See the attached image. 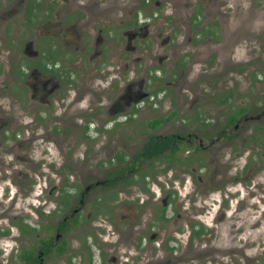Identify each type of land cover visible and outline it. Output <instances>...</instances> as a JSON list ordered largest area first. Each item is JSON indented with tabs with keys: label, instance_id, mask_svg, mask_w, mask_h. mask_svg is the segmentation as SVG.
Instances as JSON below:
<instances>
[{
	"label": "flooded vegetation",
	"instance_id": "obj_1",
	"mask_svg": "<svg viewBox=\"0 0 264 264\" xmlns=\"http://www.w3.org/2000/svg\"><path fill=\"white\" fill-rule=\"evenodd\" d=\"M231 1H13L0 264H264V99L205 63Z\"/></svg>",
	"mask_w": 264,
	"mask_h": 264
},
{
	"label": "rangeland",
	"instance_id": "obj_2",
	"mask_svg": "<svg viewBox=\"0 0 264 264\" xmlns=\"http://www.w3.org/2000/svg\"><path fill=\"white\" fill-rule=\"evenodd\" d=\"M13 1L14 0H0V21H5V24L0 25V34L1 32H5V29L2 27L5 26L7 37L20 39L23 38V30L18 26L17 22L19 21L21 14L20 12L15 14L9 13ZM236 3L237 0L229 2L232 6ZM250 5H253L254 8L249 9L251 11H248L247 8H249ZM237 8L239 9L237 13H225V16H229V25L227 28L230 32H233V34L228 37L229 40H226L225 38L224 28L218 29L216 38H214V42L216 43L220 42L222 39L225 40L221 52L224 57H226L228 50L230 49V44H234L231 46L232 50L230 51V58L216 61V58L214 59V57L211 56L205 60V63L208 66L224 64L223 71L221 72L223 75L228 73L231 69H243L242 71L245 70L246 73L248 70L253 72L251 76L254 77L255 83H253L251 79V82L248 84L247 81L249 77H247V75L244 76L246 79L243 86H249V88H251L250 91L252 97L249 99L246 95L244 104L248 107L247 112L254 114L263 110V105L260 102L264 99V0H241L240 6L238 5ZM180 31L181 30L179 29V32ZM0 48H2L1 43ZM242 71L239 72L240 75L243 74ZM231 78L233 79L234 77ZM239 79L241 81L242 77L239 76ZM207 80L210 82V77ZM230 82L233 83V85H237L236 81L232 80H229L225 84L229 85L231 84ZM240 87L242 86L240 85Z\"/></svg>",
	"mask_w": 264,
	"mask_h": 264
}]
</instances>
